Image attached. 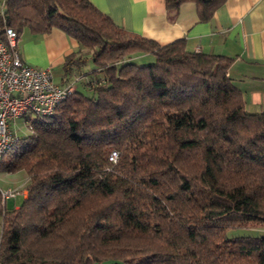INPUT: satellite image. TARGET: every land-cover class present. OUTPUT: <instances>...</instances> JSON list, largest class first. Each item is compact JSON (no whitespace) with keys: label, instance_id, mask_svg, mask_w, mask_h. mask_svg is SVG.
Instances as JSON below:
<instances>
[{"label":"trees","instance_id":"16d2710c","mask_svg":"<svg viewBox=\"0 0 264 264\" xmlns=\"http://www.w3.org/2000/svg\"><path fill=\"white\" fill-rule=\"evenodd\" d=\"M188 1L204 22L225 0L165 5ZM1 4L0 39L5 26L55 27L77 42L64 68L84 91L1 156V171L28 179L18 208L0 193V264H264V235L226 236L264 228V108L245 110L231 57L159 44L90 0ZM85 54L99 75L79 71Z\"/></svg>","mask_w":264,"mask_h":264},{"label":"crops","instance_id":"0c3cea01","mask_svg":"<svg viewBox=\"0 0 264 264\" xmlns=\"http://www.w3.org/2000/svg\"><path fill=\"white\" fill-rule=\"evenodd\" d=\"M1 1L0 14L3 12ZM90 1L108 14L116 25L159 44L183 39L188 50L231 57L227 74L243 93L245 110L258 112L264 108V0H225L204 22L198 20L195 4L189 1L181 3L175 12L166 8L165 0ZM17 50L25 63L51 68L54 80L60 85L69 83L75 74L74 70L69 73L64 68L66 56L83 53L78 51V44L72 37L55 27L45 33L24 28L17 39ZM85 56L90 58L89 54ZM134 57L136 60L151 59L148 54ZM93 66L87 73H82L99 75L98 69L92 72ZM81 76L79 80L85 77ZM81 82L76 83V89L82 90L84 84ZM11 127L18 137L26 135V124L22 119ZM27 179L24 170H0V189L11 187L17 191L5 199L6 210L19 207L26 196ZM1 227L0 214V234Z\"/></svg>","mask_w":264,"mask_h":264},{"label":"built area","instance_id":"2783aa9c","mask_svg":"<svg viewBox=\"0 0 264 264\" xmlns=\"http://www.w3.org/2000/svg\"><path fill=\"white\" fill-rule=\"evenodd\" d=\"M17 38L12 27H4V39H0V159L19 138L11 124L22 119L26 129L31 130L33 119L51 115L57 104L76 88L77 79L60 85L51 68L25 63L17 50ZM116 158L117 152L112 151L109 160L114 162ZM16 192L10 187L0 189L3 199Z\"/></svg>","mask_w":264,"mask_h":264},{"label":"rangeland","instance_id":"374dc122","mask_svg":"<svg viewBox=\"0 0 264 264\" xmlns=\"http://www.w3.org/2000/svg\"><path fill=\"white\" fill-rule=\"evenodd\" d=\"M76 56H79V53L76 54ZM149 60H151V61H149ZM152 60H153V58L152 59H145V60H138V59L136 60L135 57L132 58V62H134L136 64H148V63L152 62ZM92 66H93V62L91 61V59L86 58L85 63H83L79 66V71L83 72V73H87L92 68ZM72 76H73V80H75L77 78L74 75H72ZM78 82H80V81H78ZM82 91H84V90H82ZM31 131H32V129L30 130L27 128L26 134L30 133ZM6 188H3V189H6ZM236 235H264V228L236 227V228H231L226 233V236H228V237L236 236Z\"/></svg>","mask_w":264,"mask_h":264}]
</instances>
